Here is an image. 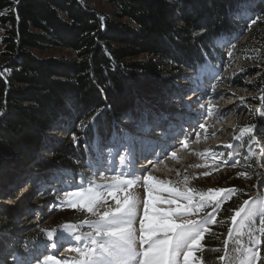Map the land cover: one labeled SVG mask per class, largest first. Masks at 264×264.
I'll return each mask as SVG.
<instances>
[{
	"label": "trees",
	"instance_id": "trees-1",
	"mask_svg": "<svg viewBox=\"0 0 264 264\" xmlns=\"http://www.w3.org/2000/svg\"><path fill=\"white\" fill-rule=\"evenodd\" d=\"M103 1L110 13L83 0H0V44L6 56L0 66V199L11 196L8 189L18 186L24 174L23 180L33 183L73 174L83 149L72 134L87 132L92 140L109 141L119 128L134 132L144 119L163 116L179 81L188 80L205 59L225 62L227 52L214 45L233 39L239 31L237 13L249 0ZM56 48L69 56L37 53ZM236 51L244 62H255L245 68L253 75L264 55V21L248 30ZM254 122L259 126V120ZM249 168H256L255 162L237 175ZM233 175L224 182L232 181L234 189L248 180ZM237 198L232 194L218 212L213 257L239 208ZM2 201L0 264H10L19 212ZM262 244L264 256V239Z\"/></svg>",
	"mask_w": 264,
	"mask_h": 264
},
{
	"label": "rangeland",
	"instance_id": "rangeland-1",
	"mask_svg": "<svg viewBox=\"0 0 264 264\" xmlns=\"http://www.w3.org/2000/svg\"><path fill=\"white\" fill-rule=\"evenodd\" d=\"M83 1L105 14L112 11V8L103 0ZM235 19H237L239 31L233 36V39L220 40L214 45L223 53L227 52L225 62L205 59L194 73L188 75V80L179 81L176 84L177 95L164 106L166 115L163 116L170 118L166 122L171 121L175 125V127H167L166 138L174 132H178L179 137L185 138L186 133L181 130L192 128L190 130L191 139L187 147L178 144L174 139L172 143H169V155L156 163L155 168L149 166L152 175L157 181L162 182V185L158 184L157 186L162 187L163 190L160 194L165 198L169 196L167 189L173 187L179 188L181 191L193 189L192 194L197 201L200 196L207 197L209 189L234 188L231 186L232 181L224 182L225 177L231 173L234 174V177H238L236 172L238 169H243L245 166L252 167L255 162L256 168L247 169L248 176L246 178L248 180L245 184L239 185L233 195L238 196L236 199L238 207L246 199L250 201H255L257 197L264 199V195H262L264 194V119L261 118L264 115V100L261 99L264 97V55L256 65V72L248 76L245 68L254 65L255 62L251 64L244 62L239 51H236L237 47L245 42L248 30L264 21V0H249L243 3ZM252 20L257 22L253 24ZM2 35L3 27L0 26V38ZM4 51L3 45L0 44V66L6 62ZM37 53L45 57L69 56L68 50L64 48ZM95 118L96 116L91 117L88 121L93 123ZM256 119L260 122L255 133L242 134L241 129L245 127L240 128L239 126L241 124L246 127L249 124L256 125L254 122ZM157 121L159 120L155 118L153 122L143 120L137 124L134 132L129 128H119L109 141H101L99 138L92 140V134L89 135L87 132L79 136L76 135V139H80L76 143L82 144L83 161L77 159L73 174L66 172L61 176L46 178L43 183L39 180L33 183L32 178L23 180L26 176L24 174L18 186L9 188L8 195L11 196L2 197L0 202L2 203L4 200L5 204L18 208L19 213L16 217V252L13 257H8V263L18 264L19 261L22 264H36L39 253H44L45 256L54 255L64 264H73L74 260L79 259L80 257L75 251H69L68 242L59 248L49 247L46 252L43 243H41L46 239L48 231L62 229L65 224L75 225L73 232L76 235H86L91 231L84 221L95 219V217L86 211V205L83 202H79L75 209L64 203L66 198L63 195V190H67L70 184L73 189L77 185L84 189L92 188L94 192H100L107 200V205L101 207V211L105 210L108 205L114 206L115 201L107 196V191L103 186L110 184L113 177L127 167L121 160L122 156L127 155L122 146L131 144L135 149L140 145H147V140L154 138L151 137L153 134L146 133V126L154 125ZM197 122L204 123L205 128L198 129ZM196 130L200 133L198 137L195 134ZM56 136L60 137L58 133ZM249 136H253V139L249 140ZM71 138L74 140L73 134ZM229 143L235 146L234 149L230 150L225 147ZM109 148L112 150L109 151ZM171 151L176 152L175 157L171 156ZM229 151L234 152V157H229V166L219 164L223 157L217 156L216 159H213L214 154L224 153L227 155ZM233 159L240 161L235 167L230 166ZM195 165H200V167H195ZM204 173H209V175H204ZM98 185L101 187L97 188ZM133 191L139 193L142 189L136 187ZM118 195L122 196L123 193H118ZM228 201L227 198L220 200L218 212H221ZM101 203L103 204V201ZM211 204V201H207L206 206L200 210L199 216L196 218L199 219L200 216L211 212ZM218 216L217 213V220ZM260 220L259 207H257V214L251 220H242L236 225L230 224L228 229L231 228L233 231L229 236L227 229L224 240V242L227 241V247L224 243L221 250L219 247L215 248L219 253L215 254V251L214 257L210 254L214 249L211 246L214 245L212 234L218 229V224L209 223L207 227L211 229V233H205L201 249L194 253L195 259L192 264H213L212 261H208L210 259L215 264H247V259L250 256L249 249H256L259 256L254 264H259L264 258L262 255L263 244L256 245L254 241L258 237L262 242L264 239L259 232ZM25 238H28L27 242L23 241ZM36 248L39 249V252L36 251ZM221 256L225 259L221 260ZM41 264H43L42 260ZM181 264H183V257H181Z\"/></svg>",
	"mask_w": 264,
	"mask_h": 264
},
{
	"label": "snow or ice",
	"instance_id": "snow-or-ice-1",
	"mask_svg": "<svg viewBox=\"0 0 264 264\" xmlns=\"http://www.w3.org/2000/svg\"><path fill=\"white\" fill-rule=\"evenodd\" d=\"M256 22V20L251 21L253 24ZM261 99L264 100V97ZM261 118L264 119V115ZM197 123L198 129L205 128L204 123ZM255 129V124H249L241 129V133L254 134ZM195 134L198 137L200 133L196 130ZM73 138L76 139L75 134ZM190 139V134L185 135L183 141L177 138V143L187 147ZM248 139H253V136H249ZM122 147L127 155L122 156L121 160L127 167L114 176L110 184L103 186L107 191V196L115 201L114 206L108 205L105 210L101 211L100 208L107 205V200L100 192H94L92 188L84 189L79 185L73 189L71 184L68 185V189L63 190L66 198L64 203L73 209L77 208L79 202L86 205V211L95 217V219L84 221L91 231L86 235H76L73 232L76 226L72 224H65L62 229L48 231L46 239L41 242L45 252L49 247L59 248L68 242L69 251H75L80 257L74 260L73 264H181V257H183V264H192L195 259L194 253L201 249L205 233H211L207 225L218 222L216 215L220 209V200L230 199L236 189H209L208 196H200L197 201L192 194L193 189L181 191L173 187L167 189L169 196L165 198L160 194L162 187L157 186L162 185V182L157 181L152 175L148 165L155 168L156 163L169 155L168 150L162 149L156 161L147 160V164L137 168L139 161L134 146L126 144ZM225 147L231 150L235 146L229 143ZM170 154L172 157L176 156L175 151H171ZM217 156L223 157L219 161L220 165L229 166V157H234V152L229 151L227 155L216 153L213 159ZM239 163V160L233 159L230 166L235 167ZM195 167H200V165H195ZM204 175H209V173H204ZM238 176L247 177L248 173L240 172ZM99 187L101 186L98 185L97 188ZM136 187L141 188L142 191L134 192L133 189ZM118 193H123V195H118ZM207 201L212 202V211L197 219L196 217L206 206ZM257 207H259L261 216L259 232L261 237H264V199L261 197H257L255 201L244 200L230 219L233 225L242 220H251L257 214ZM232 231L231 228L228 229L229 236ZM224 243L227 247V241ZM254 243L260 245L262 240L257 238ZM36 251L39 252V249L36 248ZM248 251L250 256L247 264H254L259 254L256 249ZM220 259L224 260L225 257L221 256ZM41 260L43 264H49V262L62 264V261L56 259L54 255L45 256L44 253H39L36 264H41ZM18 264L22 262L18 261Z\"/></svg>",
	"mask_w": 264,
	"mask_h": 264
},
{
	"label": "bare ground",
	"instance_id": "bare-ground-1",
	"mask_svg": "<svg viewBox=\"0 0 264 264\" xmlns=\"http://www.w3.org/2000/svg\"><path fill=\"white\" fill-rule=\"evenodd\" d=\"M177 92H178V91H177ZM194 97H196V96H194ZM191 100H192V98H191ZM192 101H193V100H192ZM192 101H190V102H192ZM145 138H146V137H145ZM153 140H156V139H153ZM147 141H149V140H147ZM136 166H137V168H139L141 165H138V164H137ZM149 166H150V165H149ZM149 166H148V167H149Z\"/></svg>",
	"mask_w": 264,
	"mask_h": 264
}]
</instances>
